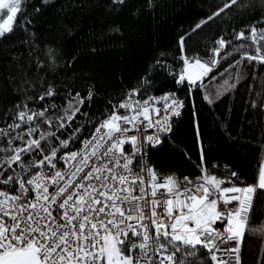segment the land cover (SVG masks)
I'll use <instances>...</instances> for the list:
<instances>
[{
    "label": "snow or ice",
    "instance_id": "1",
    "mask_svg": "<svg viewBox=\"0 0 264 264\" xmlns=\"http://www.w3.org/2000/svg\"><path fill=\"white\" fill-rule=\"evenodd\" d=\"M29 2L0 0V81L15 97L0 111V264H243L249 225L264 202V161L252 183L219 163L210 171L196 94L213 105L250 76L249 89L255 82L264 96V0H223L191 32L231 10L241 26L217 37L207 58L188 53L189 34L180 36L173 62L161 53L149 75L98 115L89 111L95 83L71 74L75 57L57 71V51L41 46L35 31L57 0H40L31 13ZM125 6L109 0L110 13ZM58 12L50 30L74 36L68 13ZM153 72L170 77L175 90L155 95ZM218 77L225 78L212 93L207 85ZM188 107L200 175L163 174L149 154L172 142L174 119ZM250 107L264 112V99Z\"/></svg>",
    "mask_w": 264,
    "mask_h": 264
},
{
    "label": "trees",
    "instance_id": "2",
    "mask_svg": "<svg viewBox=\"0 0 264 264\" xmlns=\"http://www.w3.org/2000/svg\"><path fill=\"white\" fill-rule=\"evenodd\" d=\"M57 0L35 20V31L41 46L51 45L57 51V71L71 58L76 62L71 74L83 76L96 85L98 97L90 112H103L108 99L118 100L125 89L137 86L142 76L149 75L151 66L164 54L168 62L179 55V37L188 33L186 51L200 53L207 58L206 49L221 34L228 35L232 27L239 28L241 20L236 10L226 11L221 17L191 32L194 25L208 16L223 0H155L152 8L146 0H126L119 12L109 11V0ZM40 0H30L28 12L39 6ZM71 5V8L68 6ZM67 12L66 23L74 36L51 31L58 9ZM138 12V15H133ZM235 18V20H233ZM245 20L243 23H247ZM120 29L116 33V28ZM22 33L17 31L13 39ZM223 54V53H222ZM230 61L221 64L223 69ZM227 74H225L226 76ZM154 94L174 91L170 77L153 72ZM225 77L209 82L207 87L215 93ZM251 77L243 80L237 89L225 94L209 105L196 94L197 119L201 139L205 146V164L219 163L235 170L246 183L258 176V166L264 161V112L250 107L264 96L257 95L260 86ZM0 111L10 107L15 97L7 94L0 81ZM223 90V89H221ZM181 96L183 92L179 93ZM171 143L167 140L159 150L150 152L149 159L163 174L175 173L179 177L200 173V152L194 128L191 107L174 120ZM243 264H264V202H257L256 216L249 225L242 247Z\"/></svg>",
    "mask_w": 264,
    "mask_h": 264
},
{
    "label": "built area",
    "instance_id": "3",
    "mask_svg": "<svg viewBox=\"0 0 264 264\" xmlns=\"http://www.w3.org/2000/svg\"><path fill=\"white\" fill-rule=\"evenodd\" d=\"M160 94H162V93H160ZM160 94H157V95H160ZM176 119V118H175ZM174 119V120H175ZM226 166V165H225ZM207 167H208V169L210 170V171H212V165H207ZM231 168V167H230ZM232 169V168H231ZM223 169H221V171H222ZM198 175H200V173H198V174H195V175H190L189 177H191V178H194V177H196V176H198Z\"/></svg>",
    "mask_w": 264,
    "mask_h": 264
}]
</instances>
